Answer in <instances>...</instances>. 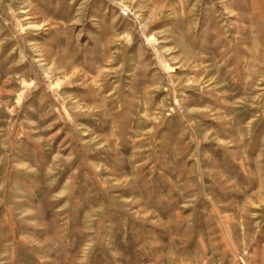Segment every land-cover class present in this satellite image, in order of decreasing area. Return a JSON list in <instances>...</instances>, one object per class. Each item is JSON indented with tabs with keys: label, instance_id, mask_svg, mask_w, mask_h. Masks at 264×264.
<instances>
[{
	"label": "rangeland",
	"instance_id": "rangeland-1",
	"mask_svg": "<svg viewBox=\"0 0 264 264\" xmlns=\"http://www.w3.org/2000/svg\"><path fill=\"white\" fill-rule=\"evenodd\" d=\"M261 245L264 0H0V264Z\"/></svg>",
	"mask_w": 264,
	"mask_h": 264
},
{
	"label": "crops",
	"instance_id": "crops-1",
	"mask_svg": "<svg viewBox=\"0 0 264 264\" xmlns=\"http://www.w3.org/2000/svg\"><path fill=\"white\" fill-rule=\"evenodd\" d=\"M230 259V262L226 264H264V245L239 251L236 255L231 253Z\"/></svg>",
	"mask_w": 264,
	"mask_h": 264
}]
</instances>
